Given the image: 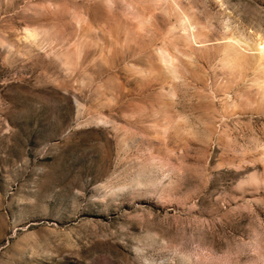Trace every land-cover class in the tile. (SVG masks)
I'll use <instances>...</instances> for the list:
<instances>
[{"label": "rangeland", "instance_id": "374dc122", "mask_svg": "<svg viewBox=\"0 0 264 264\" xmlns=\"http://www.w3.org/2000/svg\"><path fill=\"white\" fill-rule=\"evenodd\" d=\"M235 35L264 47V0H0V264H264Z\"/></svg>", "mask_w": 264, "mask_h": 264}, {"label": "bare ground", "instance_id": "6f19581e", "mask_svg": "<svg viewBox=\"0 0 264 264\" xmlns=\"http://www.w3.org/2000/svg\"><path fill=\"white\" fill-rule=\"evenodd\" d=\"M182 19L184 21V18H182ZM186 19H187V17H186ZM185 24H187V23H184V25ZM192 34H194V33H192ZM192 38L190 39L191 41H192ZM221 39L227 40V41H224V43H222L224 45V49H225L224 52L227 53V56H226L227 58L226 59L224 58L226 60V61H224L225 62L224 64L226 65V67H228V69H230L233 72H243L244 70L249 69V67L253 68L256 73H260L263 76L261 78H258L257 82H258V84L261 85L260 86L261 92H262V90L264 92V47L261 48V47H259V45L252 44L247 39H245L244 37L238 36V35H235L233 37H231V36L224 37L223 36ZM251 51H259V53H256V52L253 53ZM224 64H223V67H225ZM174 67H175V65H174Z\"/></svg>", "mask_w": 264, "mask_h": 264}]
</instances>
